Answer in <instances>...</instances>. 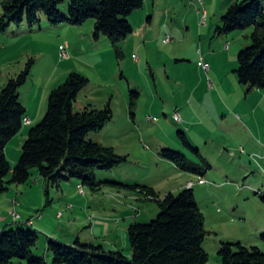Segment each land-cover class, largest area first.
Masks as SVG:
<instances>
[{
    "label": "rangeland",
    "instance_id": "rangeland-1",
    "mask_svg": "<svg viewBox=\"0 0 264 264\" xmlns=\"http://www.w3.org/2000/svg\"><path fill=\"white\" fill-rule=\"evenodd\" d=\"M231 3L145 0L143 8L127 18L133 33L119 45L122 58L106 36L95 38L93 19L81 26L52 25L43 15L35 25L25 22L6 31L0 29V91L30 67L28 81L19 92L20 101L29 116L38 118L9 143L10 160L19 156V161L30 130L48 112L52 91L72 73L90 81L79 94L77 111L89 105L102 110L110 104L114 114L101 132H92L87 139L128 157V162L113 170L95 169L101 185L98 190L84 186L86 194L80 190L81 182L72 180L63 183L64 195L35 170L42 182L38 186L31 177L36 187L26 199L39 203L41 213L61 212L63 221L70 223L68 229L73 225L74 231L89 234L93 240L100 234L91 225L99 220L109 223L114 229L101 237L107 242L105 246H118L132 258L130 225L150 224L158 218L160 208L156 201L144 200L130 186L152 188L162 200L194 184L195 199L208 232L204 243L209 254L207 264H222V243H241L264 252V90L248 91L236 73L239 54L251 45L253 29L227 35L217 32ZM68 7L66 0L60 7L63 14H68ZM167 34L172 36L170 45H165ZM201 62L210 70H205ZM131 92L139 93L133 99L134 105ZM182 135H186L191 148ZM164 150L180 152L197 165L204 159L210 169L203 177L180 170L163 158ZM8 192L0 194V203L11 202L5 199ZM70 205L75 209L70 210ZM11 213L12 219H20L16 209ZM21 227L29 229L27 225ZM39 237L34 255L53 264L46 236Z\"/></svg>",
    "mask_w": 264,
    "mask_h": 264
},
{
    "label": "trees",
    "instance_id": "trees-1",
    "mask_svg": "<svg viewBox=\"0 0 264 264\" xmlns=\"http://www.w3.org/2000/svg\"><path fill=\"white\" fill-rule=\"evenodd\" d=\"M66 0H3L0 29L35 25L44 15L50 24L81 26L95 20L94 36L98 40L106 36L119 58L124 56L119 45L133 33L127 18L144 6L145 0H69L68 14L60 7ZM195 1V0H190ZM219 34L252 28L251 45L239 54L236 71L239 83L249 90H264V5L263 0H231ZM169 35V34H167ZM31 74L28 67L17 78L10 79L0 91V194L12 185H25L38 170L45 182L61 189L63 183L78 180L84 186L98 190L95 169L113 170L128 162V157L118 155L114 148L88 140L92 132H101L114 117L111 105L94 109L91 105L76 110L79 94L89 85L84 76L72 73L64 84L52 91L48 112L42 122L32 128L18 163L12 166L6 148L25 126L28 111L20 101V89ZM139 93L131 92V102ZM186 146L191 148L184 135ZM199 156V151L195 150ZM163 158L173 162L180 170L203 177L210 169L202 159L195 164L186 155L164 150ZM130 190L144 196V200L156 201L160 208L158 218L150 224L133 223L129 238L132 258L121 251L109 252L101 245L84 244L79 239L74 244L48 238L47 251L53 264H207L209 254L204 249L208 232L205 216L196 202L193 188L178 194L169 193L158 200L154 189L130 186ZM50 204V201L47 203ZM30 221V220H29ZM28 221V222H29ZM29 227H17L0 234V264H49L43 257L34 255L39 233ZM264 242V235L262 236ZM222 264H264V252L257 247L241 243H222L219 249Z\"/></svg>",
    "mask_w": 264,
    "mask_h": 264
},
{
    "label": "crops",
    "instance_id": "crops-1",
    "mask_svg": "<svg viewBox=\"0 0 264 264\" xmlns=\"http://www.w3.org/2000/svg\"><path fill=\"white\" fill-rule=\"evenodd\" d=\"M203 3V2H202ZM210 17V13H207V19L209 20ZM208 25H207V29H208ZM168 28V26H167ZM171 31V32H170ZM170 33L173 32V30H169ZM203 32V31H202ZM173 42V41H172ZM165 44V45H170L172 44ZM191 94L188 97V102L189 99L191 98ZM187 97V96H186ZM185 97V100H186ZM189 106V105H188ZM187 106V107H188ZM28 119L30 121V124L26 125V126H33L35 124V122L38 121V118L34 119L32 116L28 115ZM161 120L158 119V122H160ZM186 137V135H184ZM6 155L9 159V161H13V165L17 163L18 161V157L13 158V160H10L9 156H8V146L6 148ZM35 181L34 183L38 186H40L42 180L39 179V177L35 174L34 175ZM73 184V183H70ZM68 184V185H70ZM31 181H29L27 184L25 185H21V186H14L12 185L9 188V192L7 193L5 199L8 200L10 199L11 202L10 203H0V205H5L4 208L0 207V234L2 231L7 230L8 228H14L15 225L16 226H21V225H25L28 223V221L31 219L32 220V227L39 233V234H43L44 236H46V242L48 240V238H52L55 240H59L62 241L66 244H74L76 242L77 239H79L82 243L84 244H94V245H101L104 247V249L106 251L109 252H115V251H119L118 246H111L109 248H107L105 246V242L101 239V237H105L108 236L110 234V232L112 231L111 225L107 222H104L102 220L96 221L95 224L91 225V228H93L94 232H98V234H100L96 240L90 239L89 238V234L88 235H84L83 233L79 234V231L76 230L74 231L73 229V225L69 228L70 223L68 224L67 222L63 221L64 216L62 215V217H60L61 212H58L57 214L54 213V211H50V212H44L41 213V205L38 206L39 203H30L28 199H26L28 197V194H31L34 186L32 185ZM36 187V186H35ZM70 188V187H68ZM58 192H62L64 195L66 193L65 190V185L63 184L61 189H57ZM194 190V189H193ZM19 200L23 201L22 203L19 202ZM35 200V198H34ZM51 206V205H50ZM52 207V206H51ZM70 210H74L75 208H73L71 205L68 207ZM16 209V211L19 213L20 219L18 221L12 219L13 216L11 215L12 211H14ZM20 210V211H19ZM129 218V217H128ZM128 219L125 220V222ZM93 232V233H94ZM95 234V233H94ZM108 245V244H107ZM47 246V244H46ZM48 255L49 252L47 251Z\"/></svg>",
    "mask_w": 264,
    "mask_h": 264
},
{
    "label": "built area",
    "instance_id": "built-area-1",
    "mask_svg": "<svg viewBox=\"0 0 264 264\" xmlns=\"http://www.w3.org/2000/svg\"><path fill=\"white\" fill-rule=\"evenodd\" d=\"M205 15H206V14H205ZM203 23H204V22H203ZM165 43H166V44L171 43V42H168L167 37H166V42H165ZM63 56H64V57H67L66 54H63ZM135 60H138V58L135 57ZM200 65L203 66L205 70H207V71L210 70V66H209V65H204L203 62H201ZM28 124H30V121H29V119L27 118V119H25V125H28ZM193 185H194V184H191L189 188H193ZM16 218L19 219V218H18V215L15 216V219H16ZM28 223H29L30 225H32V221H29Z\"/></svg>",
    "mask_w": 264,
    "mask_h": 264
},
{
    "label": "bare ground",
    "instance_id": "bare-ground-1",
    "mask_svg": "<svg viewBox=\"0 0 264 264\" xmlns=\"http://www.w3.org/2000/svg\"><path fill=\"white\" fill-rule=\"evenodd\" d=\"M167 37V40L168 42H172V36L169 34L166 36ZM83 188H80V190L82 191Z\"/></svg>",
    "mask_w": 264,
    "mask_h": 264
}]
</instances>
